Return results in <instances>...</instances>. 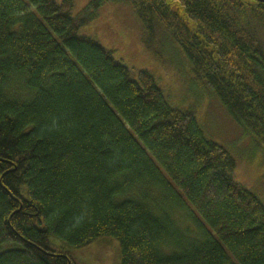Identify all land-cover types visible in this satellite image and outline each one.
Returning <instances> with one entry per match:
<instances>
[{"label":"trees","instance_id":"1","mask_svg":"<svg viewBox=\"0 0 264 264\" xmlns=\"http://www.w3.org/2000/svg\"><path fill=\"white\" fill-rule=\"evenodd\" d=\"M105 0H0V264H264V204L193 113L147 71L80 34ZM162 30L198 85L264 149V8L242 0H117Z\"/></svg>","mask_w":264,"mask_h":264},{"label":"rangeland","instance_id":"2","mask_svg":"<svg viewBox=\"0 0 264 264\" xmlns=\"http://www.w3.org/2000/svg\"><path fill=\"white\" fill-rule=\"evenodd\" d=\"M90 1L73 0V15ZM80 34L97 40L129 69L150 73L172 108L192 112L206 136L229 151L236 163L234 180L264 204V149L242 132L214 94L196 83L182 50L162 30L151 41L128 4L105 0ZM72 253L83 264H121L120 245L111 238H99Z\"/></svg>","mask_w":264,"mask_h":264},{"label":"flooded vegetation","instance_id":"3","mask_svg":"<svg viewBox=\"0 0 264 264\" xmlns=\"http://www.w3.org/2000/svg\"><path fill=\"white\" fill-rule=\"evenodd\" d=\"M242 1H246V2L252 3L254 5H260L261 7L264 8V3L260 2V1H257V0H242Z\"/></svg>","mask_w":264,"mask_h":264},{"label":"water","instance_id":"4","mask_svg":"<svg viewBox=\"0 0 264 264\" xmlns=\"http://www.w3.org/2000/svg\"><path fill=\"white\" fill-rule=\"evenodd\" d=\"M257 1H260V2H263L264 3V0H257Z\"/></svg>","mask_w":264,"mask_h":264}]
</instances>
